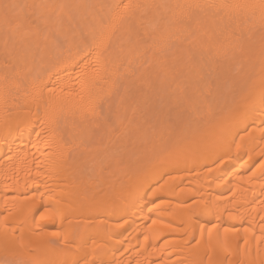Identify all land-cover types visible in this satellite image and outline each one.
<instances>
[{"label": "bare ground", "instance_id": "1", "mask_svg": "<svg viewBox=\"0 0 264 264\" xmlns=\"http://www.w3.org/2000/svg\"><path fill=\"white\" fill-rule=\"evenodd\" d=\"M259 3L0 0V264H264Z\"/></svg>", "mask_w": 264, "mask_h": 264}, {"label": "snow or ice", "instance_id": "2", "mask_svg": "<svg viewBox=\"0 0 264 264\" xmlns=\"http://www.w3.org/2000/svg\"><path fill=\"white\" fill-rule=\"evenodd\" d=\"M61 7H63V5H61ZM117 7H123L124 11L125 12H128L131 8H132V5L130 4H124L122 6L118 5ZM250 7H257L260 9L261 11V15H262V18H264V0H260V3L258 5H251ZM120 19H124V16L122 15L120 17ZM40 218L43 220V219H46L47 218V210L45 211L44 214H41ZM227 231V230H226ZM50 235L52 236H59V233H51ZM67 243V237H62L60 240H56V241H49V243H52V244H57V243ZM59 264H81V261L78 260V259H71V260H63V261H60ZM83 264H100V262L96 261V260H88V259H84L83 260Z\"/></svg>", "mask_w": 264, "mask_h": 264}, {"label": "rangeland", "instance_id": "3", "mask_svg": "<svg viewBox=\"0 0 264 264\" xmlns=\"http://www.w3.org/2000/svg\"><path fill=\"white\" fill-rule=\"evenodd\" d=\"M171 110H172V109H171ZM172 112H173V110H172ZM137 113H139V115L137 114V123L140 121L141 118H142L141 120H143V119H144V121L146 120V121H145L146 123L148 122L147 117L143 116V112L140 113V112L137 111ZM138 116H139V118H138ZM140 116H141V118H140ZM142 116L145 117L146 119L143 118Z\"/></svg>", "mask_w": 264, "mask_h": 264}]
</instances>
